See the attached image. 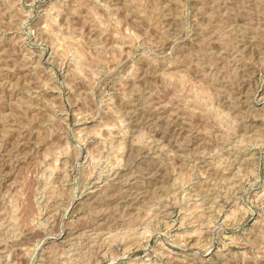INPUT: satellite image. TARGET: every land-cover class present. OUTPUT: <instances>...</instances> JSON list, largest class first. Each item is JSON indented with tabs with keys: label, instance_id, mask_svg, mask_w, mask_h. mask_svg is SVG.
<instances>
[{
	"label": "rangeland",
	"instance_id": "rangeland-1",
	"mask_svg": "<svg viewBox=\"0 0 264 264\" xmlns=\"http://www.w3.org/2000/svg\"><path fill=\"white\" fill-rule=\"evenodd\" d=\"M0 264H264V0H0Z\"/></svg>",
	"mask_w": 264,
	"mask_h": 264
},
{
	"label": "bare ground",
	"instance_id": "bare-ground-1",
	"mask_svg": "<svg viewBox=\"0 0 264 264\" xmlns=\"http://www.w3.org/2000/svg\"><path fill=\"white\" fill-rule=\"evenodd\" d=\"M4 165V164H3ZM116 175V174H115ZM127 195V194H126ZM106 197V196H105ZM96 205V204H95ZM93 229V228H92Z\"/></svg>",
	"mask_w": 264,
	"mask_h": 264
}]
</instances>
